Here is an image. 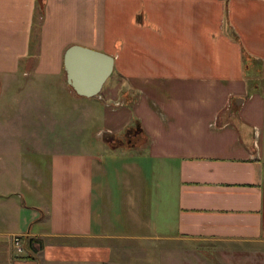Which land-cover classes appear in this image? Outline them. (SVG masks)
Masks as SVG:
<instances>
[{
  "label": "crops",
  "instance_id": "crops-1",
  "mask_svg": "<svg viewBox=\"0 0 264 264\" xmlns=\"http://www.w3.org/2000/svg\"><path fill=\"white\" fill-rule=\"evenodd\" d=\"M74 43L115 57L96 95L68 82ZM3 117L0 264H101L139 237L264 262V0H46L43 15L38 0H0ZM137 119L148 140L110 147L103 134ZM30 148L49 165L29 164Z\"/></svg>",
  "mask_w": 264,
  "mask_h": 264
},
{
  "label": "rangeland",
  "instance_id": "rangeland-1",
  "mask_svg": "<svg viewBox=\"0 0 264 264\" xmlns=\"http://www.w3.org/2000/svg\"><path fill=\"white\" fill-rule=\"evenodd\" d=\"M132 1V0H129ZM158 2V1H157ZM110 4V5H109ZM117 9H114L112 7V2L108 1V13H109V23L112 22L113 16L115 15ZM37 31V28H36ZM110 29L108 28V35H112V33L109 32ZM34 38V37H33ZM34 39L31 40V45L34 43ZM35 45V43H34ZM36 61V59H35ZM256 65L259 67H262V64L260 62L254 61ZM30 65H34V60H30ZM258 81H261V74L257 75ZM260 76V77H259ZM23 80V79H18ZM24 80H27L24 78ZM118 80V75H113L108 80V85L116 83ZM34 97V96H33ZM1 124L2 129H11L12 130V123L8 119L1 118ZM70 123V122H69ZM21 124V122H20ZM24 124V122H23ZM28 128H32L33 124L28 121V123H25ZM46 125V124H45ZM47 126V125H46ZM58 127L61 129V125L57 124L55 127ZM94 128H97V125H95ZM48 129V128H47ZM51 129V127L49 128ZM14 131V130H12ZM91 131H93V128H91ZM126 128H124L119 133H112L111 135L107 132L103 134V136L110 141L111 139H117V134H123L124 138L126 139L125 135ZM94 139H98L97 137H94ZM32 140V139H30ZM24 142V141H23ZM24 144V143H23ZM110 144V143H109ZM144 143H141V145ZM106 144V149H107ZM112 145L110 144V147ZM119 146V145H118ZM126 147L127 145H122ZM31 147V145H30ZM115 147V146H114ZM109 148V146H108ZM30 148V153L27 155L29 157V164L36 163V164H46V166L49 165V158L47 155H42L37 152H32ZM110 149V148H109ZM113 151H109L107 153H111ZM119 153H123V150H120L119 152L115 154H108L107 156H116ZM126 156L135 155L134 151H130V153H125ZM16 157V158H14ZM14 157L9 156L8 161L14 165L13 174L17 175V177L20 176V166L19 164L22 163L23 167L26 166L27 161H25L23 158L21 159L20 155H14ZM15 166L19 168V171L15 169ZM46 171V170H45ZM29 179L33 177L31 173H29ZM107 181L111 184H113L114 179L111 176L107 177ZM24 195H26V192H23ZM48 195V193H47ZM27 199L29 200L30 204H38L36 199L37 197H33L30 194L28 196L26 195ZM113 213V212H112ZM117 219V216H115ZM115 218L113 220H115ZM121 242H123L125 249L120 250H111L110 252V258L105 260L101 264H264V262L259 257V253L256 256V259L252 262L248 258L249 254L246 255L243 252L242 248H239L237 245L232 246L234 251H222L216 250V243L211 242L210 244H201L199 241H193L196 244V250L189 249V246H185L181 248V239L176 240H153L147 237H139L136 239H127L122 238ZM221 245V244H219ZM218 245V246H219ZM118 246H121V244H118ZM238 250V251H236ZM27 251L25 252V254ZM21 254V253H20ZM261 254V253H260ZM25 256H28L27 254Z\"/></svg>",
  "mask_w": 264,
  "mask_h": 264
},
{
  "label": "water",
  "instance_id": "water-1",
  "mask_svg": "<svg viewBox=\"0 0 264 264\" xmlns=\"http://www.w3.org/2000/svg\"><path fill=\"white\" fill-rule=\"evenodd\" d=\"M115 65L113 54L102 49L74 43L64 53V66L68 82L87 96L98 94ZM242 97L237 98V102Z\"/></svg>",
  "mask_w": 264,
  "mask_h": 264
},
{
  "label": "trees",
  "instance_id": "trees-1",
  "mask_svg": "<svg viewBox=\"0 0 264 264\" xmlns=\"http://www.w3.org/2000/svg\"><path fill=\"white\" fill-rule=\"evenodd\" d=\"M46 11V0H38V13H40V15L45 14ZM41 20V19H40ZM39 22V20H38ZM39 25V24H38ZM37 31L36 34L38 35L40 33V29L39 27H37ZM34 43L37 41V37L34 34ZM33 43V44H34ZM248 57H246V61ZM126 131L125 135H126V139H123L124 135L123 134H117V139H111L109 141V143L112 146H122V145H141V143H145L148 140V133L146 132L145 129H143V127L140 124V121L137 119L134 123H131L130 125H128L126 127ZM27 239V247L30 250V252H33L34 249L36 248L35 243L36 240L40 241L41 244V240L37 239V237H28Z\"/></svg>",
  "mask_w": 264,
  "mask_h": 264
},
{
  "label": "built area",
  "instance_id": "built-area-1",
  "mask_svg": "<svg viewBox=\"0 0 264 264\" xmlns=\"http://www.w3.org/2000/svg\"><path fill=\"white\" fill-rule=\"evenodd\" d=\"M12 239H13V244H14V247H15L17 253H25L26 248L24 245V241L22 239V234L16 233L13 235Z\"/></svg>",
  "mask_w": 264,
  "mask_h": 264
}]
</instances>
